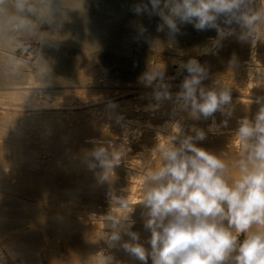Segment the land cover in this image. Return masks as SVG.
<instances>
[{"label":"bare ground","instance_id":"obj_1","mask_svg":"<svg viewBox=\"0 0 264 264\" xmlns=\"http://www.w3.org/2000/svg\"><path fill=\"white\" fill-rule=\"evenodd\" d=\"M128 1L49 0L48 15L38 20L41 26L35 29H20L15 21L0 20V233L2 240L19 239L26 245L30 239H48V264H142L120 244L110 246L105 240L109 231L108 217L122 214L112 198L123 196L130 205H135L133 230L139 232L145 248H150L147 243L150 233L143 227L145 209L137 204L145 191V177L160 162L158 150L169 142L167 131H177L179 125L189 133L194 126L190 121L184 122L189 117L187 113L173 111L171 101H163L154 109L149 107L157 103L150 89L156 87L158 81L146 87L142 70L137 67L149 73L157 61L172 60L171 52H175L184 39L190 42L181 62H187L194 57L192 51L202 53L211 46L216 31H201L196 38L197 31L191 25H184L182 34L170 41L166 31H157L160 17L155 12L132 17L129 9L134 2ZM113 4L119 5L114 7ZM97 5L99 10H117L107 22L119 35L127 33L123 43L110 44L104 33L88 32L98 18ZM237 35L227 37L219 47L222 58L231 56L239 47H245L248 54L243 63L239 60L242 71L236 81L241 87L238 91L230 90L237 94L232 98L231 118H253L259 110L255 100L264 97V62L259 60L257 41H241ZM16 38H20L19 47L14 44L18 41L14 40ZM166 53L169 56H165ZM97 60L118 62L119 73L127 80L125 87L132 91L143 89L125 109V114L117 115L113 121L112 112L102 116L92 109L85 110L92 104L89 98L93 95L97 98V93L103 91L100 100L119 92L117 88L109 89L119 84L112 82L114 66L105 74L106 71L103 73L95 67ZM168 71L165 80L174 95L181 82L176 83L180 80L175 69ZM226 80L232 83L234 78ZM210 83L206 88L218 87L217 83ZM106 85L108 89L98 90ZM44 117L48 120L40 125L36 123L38 118ZM22 120L28 122L22 125ZM215 122L218 130L209 131L212 120L207 121L208 125L203 127L206 138L198 146L220 155L235 175L233 162L242 150L240 141L234 137L238 125L221 126L216 118ZM122 144L125 154L120 164L110 170L105 182L91 153L101 145L118 148ZM129 239L124 235L122 242ZM23 259L26 264H36L26 255ZM148 264H151L150 259Z\"/></svg>","mask_w":264,"mask_h":264},{"label":"clouds","instance_id":"obj_2","mask_svg":"<svg viewBox=\"0 0 264 264\" xmlns=\"http://www.w3.org/2000/svg\"><path fill=\"white\" fill-rule=\"evenodd\" d=\"M48 12L49 0H0V20L15 21L20 29L41 26L38 20ZM133 12H155L160 17L157 31H166L170 41L182 34L184 25L198 32L215 30L211 46L202 51L205 55L215 54L214 49L237 30L238 40L251 38L255 43L264 27V0H147L135 5ZM180 69L187 75L174 95L164 82L163 69L142 77L146 87L158 81L152 94L157 103L149 107L171 101L174 112H185L194 120L211 118L208 130H218L215 114L232 115L230 88L203 86L208 69L195 58ZM255 103L259 105L255 116L239 118L235 131L242 146L233 162L237 174L229 171L220 155L198 146L206 138L203 129L193 126L185 133L178 125L173 142L158 150L160 162L148 171L144 194L137 202L145 209L143 227L150 233V248L133 230L135 205L123 196L112 198L122 214L108 217L109 245L120 244L142 264L149 259L151 264H264V97ZM222 123L226 126L227 120ZM125 151L124 144L101 145L92 151L102 180H108ZM124 235L130 239L122 242Z\"/></svg>","mask_w":264,"mask_h":264},{"label":"rangeland","instance_id":"obj_3","mask_svg":"<svg viewBox=\"0 0 264 264\" xmlns=\"http://www.w3.org/2000/svg\"><path fill=\"white\" fill-rule=\"evenodd\" d=\"M126 1H128V0H119V3L120 2H126ZM130 1V0H129ZM128 1V2H129ZM130 2H134V3H130L131 4V6H132V8H130L129 10V13H131V16L132 17H137L136 16V14L134 13V12H131V11H133V7L135 6V5H137V4H140L141 2H140V0H131ZM113 5H115V4H113ZM117 5V4H116ZM114 6V7H117V6ZM97 10H96V12H98V18L97 19H95V21H94V23H92L91 24V26H90V28H88V32L89 33H104L103 35H104V37L107 39V42L109 43L110 42V44H115V43H123V40L124 39H126V32H124L123 34L124 35H122V33H120V35L118 34V33H116L115 31H116V29H112V28H114L113 26H110L111 25V23L110 22H107V21H109L110 19H111V17L113 16V13L115 12V13H117V10H114V12H111V11H108V10H104V9H102V10H99L98 9V5H97V8H96ZM105 11V13H104V11ZM166 10V9H165ZM100 11V12H99ZM101 13V14H100ZM110 13V14H109ZM110 15V17L108 16V15ZM102 15V17L100 18V16ZM107 16V17H106ZM102 19V20H101ZM100 20V22H97V21H99ZM105 22V23H104ZM102 24V25H101ZM108 24V25H107ZM103 28L105 29V30H103ZM102 31V32H101ZM105 31V32H104ZM108 32L110 33V34H108ZM112 32V33H111ZM198 32V31H197ZM197 32H195L194 33V35H196V38H199L200 37V35H201V31L200 32H198V34H197ZM106 33V34H105ZM126 33V34H125ZM107 36V37H106ZM113 37V38H112ZM119 37V38H118ZM143 38H146V36H142V39ZM19 39L20 38H16V39H14V40H18V41H15L14 42V44H17L16 46H20L21 45V42L19 41ZM249 39H251V38H249ZM248 39V40H249ZM114 40V41H113ZM117 40V41H116ZM121 40H122V42H121ZM188 41L190 42V40H187V39H184V40H181V42H180V44H178L179 46H178V48H177V52L175 51V52H171L172 54H173V56H172V60L170 59V60H167L166 61V59L165 60H162V61H157L156 62V66L154 67V68H152V69H150V71H152V72H156L157 70H159V69H161V65H162V69H163V77H165L164 78V81L166 82V83H168V81H166L167 80V77L165 76V72H166V75H167V73L169 72L168 70H170V69H172V70H174L175 69V71L177 72V74H178V76H179V80L180 81H178V82H176V83H179V82H181L182 80H183V78H184V76L185 75H187L186 73V71H183V70H181L180 69V67H179V65H181L182 64V62H181V59L184 57V55H185V52H184V49H185V47H186V45L187 44H189L188 43ZM19 42H20V44H19ZM257 43H258V46L256 47L257 48V52H258V57H259V60L261 59V61L262 62H264V27H262V29H261V33H260V36H259V40H257ZM258 47H259V49H258ZM245 47H239V49L236 51V52H234V53H236V55L234 54V53H232L231 54V56L229 55V56H227V57H230V58H227V57H221V55H220V48H218V49H214V51L217 53H215V54H209V55H204V54H202V53H200V52H198V51H196V50H194V52L192 51V55L194 56L193 58H195V59H197L200 63H202V65H204L207 69H208V71H210L211 69H214V70H212V71H210V73L208 74V78L207 79H205L204 80V82H202L203 83V86H205V87H207L208 85H209V83L210 82H213V83H210V84H216V86H218V87H227V88H229L230 87V90H233V91H238L239 89H240V85H238L237 84V81L236 80H238L241 76V74H240V72L242 71V70H240L241 69V67H242V63H243V59L244 58H246L247 57V51H245V49H244ZM244 49V50H243ZM196 51V52H195ZM183 55H182V54ZM200 53V54H199ZM244 55H243V54ZM167 54V55H166ZM165 54V56H169V54L168 53H166ZM179 54V55H178ZM212 55V56H211ZM233 55V56H232ZM237 55H240V56H237ZM175 56V57H174ZM199 56V57H198ZM214 56V57H213ZM217 56H219V57H217ZM244 56V57H243ZM206 57H208V59L206 58ZM241 57H243V58H241ZM180 58V59H179ZM211 58V59H210ZM213 58V59H212ZM216 58V60H214ZM218 58H220V59H218ZM238 58V59H237ZM178 59V60H177ZM206 59V60H205ZM233 59V60H232ZM203 60V61H202ZM219 60V61H218ZM222 60V61H221ZM227 60V61H226ZM231 60H232V62H231ZM237 60V61H236ZM242 62H240V61ZM209 61H211V62H209ZM234 61V62H233ZM101 62V63H100ZM112 62V61H111ZM168 62V63H167ZM205 62V63H204ZM236 62H240L239 63V65H238V63H236ZM167 63V64H166ZM204 63V64H203ZM207 63V64H206ZM210 63V64H209ZM237 65V66H235V64ZM118 62H116V61H113V63L111 64L109 61H96V62H94V65H95V67L96 68H99L103 73L105 72V74H108L107 73V70H108V68L110 67H112L113 68V66H114V68H113V72H114V74H115V79H113L112 80V82L113 83H117L118 85L117 86H111V88H109V89H113V88H117V89H119V92H114L110 97H107V98H104V99H100L99 100V97L100 96H102L103 94H104V92L102 93V92H100L99 94L97 93V95H99V97L97 96V98H96V95L94 96L93 95V97H91V98H89L90 100H92V104L90 105V107H86L85 108V110L87 109H92L95 113H98V114H101L102 116H107L109 113L108 112H110V114H111V112H112V116L110 117V118H112V121L116 118V116L117 115H119V114H122V115H124L125 114V111L129 108L128 106H131L132 105V102L134 101V100H136V98L140 95L139 94V92H140V90H143V89H140V88H138V89H134L133 91L132 90H130V89H128L127 87H125V84H126V82H127V80H125V79H123V76H121L120 75V73H119V69H118ZM158 64H159V67H158ZM230 64H232V65H230ZM215 65V66H214ZM167 66L168 67H170L169 69L167 68ZM217 66V67H216ZM240 66V67H239ZM223 67H225V68H223ZM228 69H227V68ZM236 67V68H235ZM238 68V69H237ZM137 69H141L142 71V73L141 74H143L144 76H145V74L146 73H148V70L147 69H144L143 67H141V68H139V67H137ZM218 69V70H217ZM220 69V70H219ZM222 69V70H221ZM227 69V72L225 71ZM230 69H232L231 71H230ZM118 70V71H117ZM166 70V71H165ZM149 71V72H150ZM215 71V72H214ZM220 71V72H219ZM179 72V73H178ZM212 72V73H211ZM229 72V73H228ZM234 72V73H233ZM116 73H118V74H116ZM182 73V74H181ZM214 73V74H213ZM104 74V75H105ZM216 74V75H215ZM219 74H221V75H219ZM235 74V75H234ZM237 74V75H236ZM223 75V76H222ZM231 76H233V78H234V80L232 81V83H230V82H228L229 80H226V79H229V77H231ZM107 77V76H106ZM124 78H126L125 76H124ZM226 78V79H225ZM237 78V79H236ZM103 79V78H102ZM118 80V81H114V80ZM136 79H138V78H136ZM166 79V80H165ZM210 79V80H209ZM129 80V79H128ZM214 80H215V82H214ZM217 80V81H216ZM223 80H224V82H223ZM208 83V84H207ZM170 84V83H169ZM214 84V85H215ZM121 85V86H120ZM222 85V86H221ZM226 85H228V86H226ZM231 85H233V86H231ZM119 86V87H118ZM235 86V87H234ZM238 86V87H237ZM108 87L109 86H100L99 88H98V90L100 89V90H105V89H108ZM124 87V88H123ZM234 87V88H233ZM103 88V89H102ZM155 88V87H154ZM154 88L152 87L150 90H154ZM237 90H236V89ZM96 89V88H95ZM102 93V94H101ZM113 96V97H112ZM231 96H232V98H235V97H237V94L236 95H234V93H231ZM234 96V97H233ZM133 99V100H132ZM95 101V102H94ZM130 102V103H129ZM112 106V107H111ZM115 106V107H114ZM121 106V107H120ZM114 107V108H113ZM230 107H232L231 105H230ZM112 108V109H111ZM119 108V109H118ZM102 109V110H101ZM114 109V110H113ZM126 109V110H125ZM106 110V111H105ZM55 111H57V110H55ZM98 111V112H97ZM121 112V113H120ZM104 113V114H103ZM108 113V114H107ZM217 115V116H216ZM54 117V116H53ZM60 117H61V119H62V117H63V115H60ZM60 117L58 118L57 116H55L54 117V119H60ZM215 118H216V120L218 121V123H219V125H221V126H225L223 123H222V121H224V120H227V125L226 126H234L235 124V126H237L238 125V120H239V118H241V117H239L238 119H237V117H232L233 119L235 118V120H234V122H236V123H234L233 122V119L230 117V118H228V117H225V116H222L221 115V113H219V112H217V114H215ZM48 120V117H44L43 119H37L36 120V123L37 124H42L44 121H46V120ZM21 120V119H20ZM40 120H41V122H40ZM212 119L211 118H209V119H207V121H211ZM220 120V121H219ZM232 120V121H231ZM23 121V120H22ZM21 121V123H22V125H23V123L24 124H26L28 121H26V120H24L23 122ZM38 121V122H37ZM190 121V123H192V125H194L195 127H198V128H200L201 127V129H204L208 124H207V121L204 119L203 120V118L201 117L199 120H194V119H192V118H190V117H186L185 119H184V122H189ZM229 121H230V123H229ZM40 122V123H39ZM19 124H21L20 122H18ZM196 124V125H195ZM127 126H128V124H126ZM204 127V128H203ZM238 127V126H237ZM111 128H112V126H111ZM112 129H114V127L112 128ZM171 130V131H170ZM184 131V130H183ZM169 132H171V133H169ZM184 132H188V131H184ZM169 133V134H168ZM177 131H174L173 132V130L172 129H169L168 131H167V133H166V135H168L169 137H167L168 139L167 140H169V142L168 141H165V142H168V143H166V145L164 144V146H167V144H170V143H172L173 142V140H174V136H177ZM140 186H142V185H140ZM1 193H0V205H2V198H1ZM20 199L22 198V197H19ZM22 199H24V198H22ZM26 200V199H25ZM0 210H1V208H0ZM0 221H1V216H0ZM1 235H0V264H26V262L24 261V259H23V255H26V257H29V259L32 261L33 260V262H35L36 261V264H48V239H47V241L46 240H44L43 238H39V239H30L28 242H29V244H25L26 242H24L23 241V243H22V240H19V239H15V240H11L12 242H10L8 239L7 240H2V233H0ZM36 241V242H35ZM44 241H46V243L44 242ZM16 244H14V243ZM27 242V243H28ZM35 242V243H34ZM43 242V243H42ZM30 243L32 244V245H30ZM39 245H38V244ZM25 244V245H24ZM38 245V246H37ZM47 245V246H46ZM9 246V247H8ZM43 248H42V247ZM32 247V248H31ZM39 247H40V249H39ZM12 248V249H11ZM22 248V249H21ZM41 249H43L44 251H42ZM38 251V252H37ZM16 253V254H15ZM40 254V255H39ZM46 254V255H45ZM44 256V257H43Z\"/></svg>","mask_w":264,"mask_h":264}]
</instances>
